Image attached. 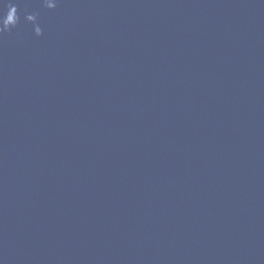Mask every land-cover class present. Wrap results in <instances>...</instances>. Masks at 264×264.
<instances>
[{
	"label": "water",
	"instance_id": "obj_1",
	"mask_svg": "<svg viewBox=\"0 0 264 264\" xmlns=\"http://www.w3.org/2000/svg\"><path fill=\"white\" fill-rule=\"evenodd\" d=\"M9 4L0 264H264V0Z\"/></svg>",
	"mask_w": 264,
	"mask_h": 264
},
{
	"label": "clouds",
	"instance_id": "obj_2",
	"mask_svg": "<svg viewBox=\"0 0 264 264\" xmlns=\"http://www.w3.org/2000/svg\"><path fill=\"white\" fill-rule=\"evenodd\" d=\"M49 6L51 8H54L56 6V3L52 2ZM7 9V12L0 16V24H2V22L6 20H11V22L8 23L6 26H0V32L8 31L11 28L15 27L19 20L17 11H13L14 9H17L14 4L7 5Z\"/></svg>",
	"mask_w": 264,
	"mask_h": 264
}]
</instances>
